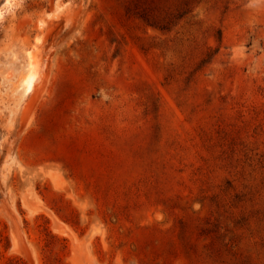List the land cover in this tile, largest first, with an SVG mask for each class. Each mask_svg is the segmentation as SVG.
<instances>
[{"label":"rangeland","instance_id":"rangeland-1","mask_svg":"<svg viewBox=\"0 0 264 264\" xmlns=\"http://www.w3.org/2000/svg\"><path fill=\"white\" fill-rule=\"evenodd\" d=\"M5 2L0 264H264V0Z\"/></svg>","mask_w":264,"mask_h":264},{"label":"bare ground","instance_id":"bare-ground-1","mask_svg":"<svg viewBox=\"0 0 264 264\" xmlns=\"http://www.w3.org/2000/svg\"><path fill=\"white\" fill-rule=\"evenodd\" d=\"M12 4V0H6L5 5L9 6ZM3 14V10L0 9V16ZM39 78V74L36 69V65L34 61H31L30 63V71L26 76L25 83H26V88L28 92H32L35 88V84Z\"/></svg>","mask_w":264,"mask_h":264}]
</instances>
